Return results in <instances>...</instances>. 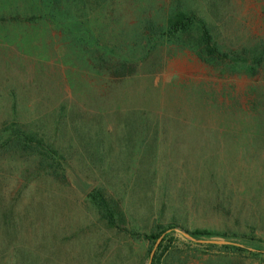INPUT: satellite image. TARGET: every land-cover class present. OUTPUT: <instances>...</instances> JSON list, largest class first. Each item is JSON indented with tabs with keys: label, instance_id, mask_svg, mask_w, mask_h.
I'll return each instance as SVG.
<instances>
[{
	"label": "rangeland",
	"instance_id": "rangeland-1",
	"mask_svg": "<svg viewBox=\"0 0 264 264\" xmlns=\"http://www.w3.org/2000/svg\"><path fill=\"white\" fill-rule=\"evenodd\" d=\"M178 10L225 50L264 39V0H0V134L59 152L53 175L0 147V264H264V68L167 40ZM170 225L166 251L143 235Z\"/></svg>",
	"mask_w": 264,
	"mask_h": 264
},
{
	"label": "trees",
	"instance_id": "trees-1",
	"mask_svg": "<svg viewBox=\"0 0 264 264\" xmlns=\"http://www.w3.org/2000/svg\"><path fill=\"white\" fill-rule=\"evenodd\" d=\"M73 0H53L54 9L57 6L63 7L69 11ZM167 40L175 41L184 48L192 50L200 59L210 65H241L245 66L247 71L254 75L256 70L264 68V39L253 46H244L230 50L223 49L215 40L207 22L196 15L195 13L178 10L174 12L167 22V28L163 33ZM129 62L123 63V69H128L134 72ZM4 141V142H3ZM0 142L2 149L27 151L29 155L38 156V164L44 165L43 168L51 174H55L59 167L56 166L57 156L59 152L54 148L53 144H47L43 138L39 137L37 132L28 131L21 128L17 123L15 128H12L11 133L7 134L4 139L0 134ZM64 158V157H61ZM44 169V170H45ZM90 197L97 206L101 216L107 220L111 226H118L119 223L125 222L126 214L122 209V205L115 197L108 198L104 190L94 189L90 193ZM173 228L171 225L168 228H163L158 232L151 234L144 233L147 239L156 243L160 239L159 248L166 251L168 230ZM188 233L194 237H211L220 236L221 232L206 229L196 228ZM172 240V237H171ZM234 248L243 250V247L234 245ZM157 256H154L152 264L157 263Z\"/></svg>",
	"mask_w": 264,
	"mask_h": 264
},
{
	"label": "water",
	"instance_id": "water-1",
	"mask_svg": "<svg viewBox=\"0 0 264 264\" xmlns=\"http://www.w3.org/2000/svg\"><path fill=\"white\" fill-rule=\"evenodd\" d=\"M184 233H185L186 235H188V234H189V233H188V231H187V232L185 231ZM151 261H152V258H151ZM151 261H150V264H151Z\"/></svg>",
	"mask_w": 264,
	"mask_h": 264
}]
</instances>
